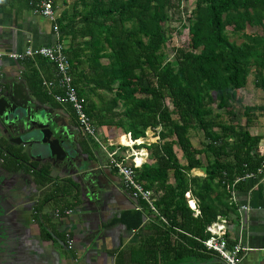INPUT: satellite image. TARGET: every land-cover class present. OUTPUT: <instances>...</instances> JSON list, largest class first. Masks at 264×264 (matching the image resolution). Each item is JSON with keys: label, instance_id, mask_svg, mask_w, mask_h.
Masks as SVG:
<instances>
[{"label": "trees", "instance_id": "1", "mask_svg": "<svg viewBox=\"0 0 264 264\" xmlns=\"http://www.w3.org/2000/svg\"><path fill=\"white\" fill-rule=\"evenodd\" d=\"M184 1L74 0L71 13L57 18L56 26L59 37L69 40L64 53L91 123L121 130L128 147L147 130L157 132L158 141L147 147L149 158L138 172L145 189L161 194L155 208L168 224L160 231L161 249L150 257L152 262L179 264L195 258L213 264V254L201 243L208 237L206 227L217 216L229 215L234 207L226 200L243 189L240 179L264 160L257 153L262 138L250 130L256 113L264 114V104L245 106L244 123L232 107L251 71L254 86L264 91V0H196L183 24L188 49H173V63L162 50L174 32L167 27L170 14L182 12ZM25 68L29 92L43 103H54L51 95L60 90L47 91L41 76L53 73L54 67L38 57L25 62ZM48 76V81L56 80ZM220 111L237 121L216 123ZM191 131L203 134L200 148L192 145ZM202 167L205 176H191ZM119 220L137 230L143 215L126 212ZM172 229L183 234L174 239Z\"/></svg>", "mask_w": 264, "mask_h": 264}, {"label": "crops", "instance_id": "2", "mask_svg": "<svg viewBox=\"0 0 264 264\" xmlns=\"http://www.w3.org/2000/svg\"><path fill=\"white\" fill-rule=\"evenodd\" d=\"M52 1L57 18L71 13L74 0ZM56 44H61L66 50L69 40L67 38L61 39L54 35L52 23L48 19L35 14L31 0H0V87L9 92V95L13 92V86L20 85L23 95L33 102L43 103L41 98H37L35 95L34 97L29 92L24 77L27 73L25 62L38 57L27 59L26 61H13L7 55L22 52L27 47L36 49L39 47H53ZM42 74L43 86V82L48 81V75H55V71L46 73V75ZM54 103L56 102L54 101ZM54 103L43 104L47 107L51 106L52 112H56L64 120H68L70 114L75 117L74 112H70L66 106L61 107ZM257 116V119L250 124V130L252 131L253 129L255 133L252 134L262 138L257 149L259 154L260 152L264 153L263 129L261 128L262 134L258 133L260 132L259 125L261 127L264 125V118H260L261 115ZM100 128L108 129L109 127ZM147 131L152 132L150 130ZM74 132V130L68 128L70 135H74ZM143 139L145 137L140 141ZM119 140L124 146H129V142L124 135H120ZM145 149L147 148L141 147L138 151L139 155H142V151L147 152L141 158L143 161L142 165L149 158L147 156L149 149ZM126 150L125 148L124 153L119 151V154L123 157L128 156L129 154ZM130 160H128L127 164L131 163ZM91 170L96 175L99 173V178L93 180L95 185H91L94 191L92 197L85 199L84 190H82L81 196L77 197L76 203H72L71 200L67 199V188H62V191L58 190L61 195L66 196V199L59 202V208L57 207V209L64 210L68 207V210H72L71 216L65 217L60 222H55L52 219L51 191L43 193L47 201L42 210L46 241L42 240L41 245L35 242L39 237V225L34 223L30 226L31 240L27 244L33 251L35 250L33 252V256L36 259L35 264H143V262L145 263V258H149V264H161L158 263V260L156 263L152 262L153 258L150 257H153L154 252L157 253L156 250L158 248L159 250L161 249V245H159V241L162 238L160 231L164 225L168 226L167 221L158 212L155 213L149 210L145 203L135 200L125 191L121 177L115 170L109 167L106 168V166L97 164L94 161H92L90 166ZM244 184L243 189L234 190L230 199L226 200L227 203H232L234 207L229 215L226 216L228 237L230 243L240 242L243 247L248 249L240 264H264V176L245 180ZM160 196L161 194L155 195L154 203L157 202ZM192 197L194 199L191 198V201L198 204L197 198ZM242 206L248 209L241 211L240 208ZM49 207L51 214L48 213L47 208ZM46 209L47 213H45ZM131 211H139L143 215L142 226L137 230L127 229L119 220L122 214ZM57 228L64 230L62 231L64 232L63 241H59L55 235ZM26 230L28 231V227ZM172 230L174 239H176V234H183L177 229ZM66 235H69L73 241V249L70 251L64 246ZM211 257L213 264H221L215 255H211ZM179 264H204V262L200 259L186 258Z\"/></svg>", "mask_w": 264, "mask_h": 264}, {"label": "flooded vegetation", "instance_id": "3", "mask_svg": "<svg viewBox=\"0 0 264 264\" xmlns=\"http://www.w3.org/2000/svg\"><path fill=\"white\" fill-rule=\"evenodd\" d=\"M2 89L0 94V264H35L36 259L33 256L35 250L33 251L27 244L31 240L30 226L34 223L39 225V237L35 242L41 245L46 241L42 210L47 201L43 193L45 191L52 193L53 221L64 220L65 210H58L57 207L66 196L61 195L58 190L67 188V199L72 203H76L82 190H84V198H90V194L94 192L91 185H95L93 180L99 178V173L96 175L92 170L89 174L86 173L90 170L92 161L110 168L107 160L109 148L108 145L103 144L101 147L96 146L91 138L85 136L73 115L70 114L68 120H64L56 112H52L51 106L33 102L23 94L9 95V92ZM36 118L46 120L48 127L47 122H34ZM68 128L75 131L74 135L68 133ZM47 129L53 132L52 138L57 139L58 142L68 144L65 139L72 140L70 147L64 146L69 148L66 153L57 151L59 152L57 159H48L42 148L36 151L29 149L30 141L37 140L40 132L45 137L49 135ZM20 142L26 143L27 146L18 145ZM86 148L89 153H85ZM40 152H42L41 156L38 155ZM56 211L60 212L57 217H55ZM62 231H64L62 228H57L55 231L59 241H63Z\"/></svg>", "mask_w": 264, "mask_h": 264}, {"label": "built area", "instance_id": "4", "mask_svg": "<svg viewBox=\"0 0 264 264\" xmlns=\"http://www.w3.org/2000/svg\"><path fill=\"white\" fill-rule=\"evenodd\" d=\"M31 2L34 6L35 14L48 19L52 23V31L54 35L59 37V32L56 26L57 17L53 8L52 0H31ZM64 50L65 49L61 44H56L53 47H39L36 49L27 47L24 51L8 54L7 57L13 61H26L27 59H34L36 57L48 61L54 67L56 80L54 82L44 81L43 86L49 92L55 87L60 90V94L51 95L53 100L60 106H70L75 114L82 133L91 138L93 142L101 147L102 143L97 137V132L89 117L84 112L86 102L84 98H79L73 86V78L70 75V64L65 56ZM2 90L3 89L0 87V94ZM109 146L111 148L115 147L111 143H109ZM137 154L132 153L123 157L119 154V150L116 147V149L111 150V152L108 151V165L121 177L125 191H127L135 200L145 203L149 210L157 213L154 203V192L145 189V187L138 181V172L141 164L136 163ZM259 156L264 159V153L260 152ZM128 160H130L132 164H127ZM258 176H264V160L255 172L246 173L240 181H245ZM191 198H193L192 195ZM247 209L248 208L245 206L240 208L241 211H246ZM59 213L60 212L56 211L55 217L59 216ZM63 214L65 217H69L71 211L65 210ZM198 214L199 211L196 209L194 216L196 217ZM206 232L208 233V237L201 241V243L207 252L215 255L221 264H240L248 249L243 247L240 242L230 243L226 216H217L216 220L206 227ZM64 246L68 251L73 249V241L69 235H66Z\"/></svg>", "mask_w": 264, "mask_h": 264}, {"label": "rangeland", "instance_id": "5", "mask_svg": "<svg viewBox=\"0 0 264 264\" xmlns=\"http://www.w3.org/2000/svg\"><path fill=\"white\" fill-rule=\"evenodd\" d=\"M195 1L196 0L184 1L182 3V8H181L182 12L170 14V21L168 22L167 27L170 29H174V32L170 33V38L162 50L163 53L166 54L167 60L170 62L174 63L173 49H178V48L185 49V50L188 49V46H187L188 30L185 27H183V24H184V20L187 17V15H189L190 12H192V10L194 9ZM231 40H235L237 43H240V40H237L236 38H232ZM254 84H255L254 72L251 71L247 77V83H246L245 88L241 90L240 92H238L237 100L232 105L233 112L237 114V118H238V121H240V123H244V116L242 113H243V109L245 106H261L264 104V91L261 89H257L254 86ZM92 98L95 102H98L97 98L95 97H92ZM256 115H261L260 118H264V114L262 113H256ZM214 118L216 119V123H219V124H231L237 121V119L232 120L230 116L224 113V111L217 112ZM93 126L97 132V137L100 140V142L104 146L108 145L109 152H111V147L109 146V143L117 147L119 151L123 153L125 152V146L121 143L120 140L118 141L119 136L123 135V132L121 130L116 129V128H110V127L109 128L107 127L108 129H102L98 126H95V125ZM258 128L260 129V132L258 133L262 134V132L264 131V125L262 127L259 125ZM261 128L263 129L262 132H261ZM251 133H255V131H253L252 129ZM190 138H191L192 145L196 148H200L201 145L205 144L203 134L200 131H191ZM157 141H158L157 132L147 131L145 133V139H143L142 141H138V143L141 144L140 142H142V145L144 144L145 147L147 148L149 145L155 144ZM115 147L113 148V150L115 149ZM126 149H127L126 151L128 154L130 153L137 154V152L141 149V146L139 147V145L138 146L136 145V147L133 146L132 148L126 147ZM174 150H175L176 157L179 160V162L181 164H184L185 162L182 159L181 152L177 149V147H175ZM146 153L147 152L142 151V154H143L142 157H144ZM147 156L149 157V154ZM200 159L202 160L204 164H207L206 156L202 155L200 156ZM191 176L202 177L203 174L202 172L197 170V171H192ZM51 208L53 209V207ZM47 209H48V213L51 214V211H49L50 207ZM47 209L45 210V213H47Z\"/></svg>", "mask_w": 264, "mask_h": 264}, {"label": "water", "instance_id": "6", "mask_svg": "<svg viewBox=\"0 0 264 264\" xmlns=\"http://www.w3.org/2000/svg\"><path fill=\"white\" fill-rule=\"evenodd\" d=\"M12 94H13V96L16 95V94H23V92L21 90V86L20 85L13 86ZM36 121H40L41 123L42 122H47L46 120H42L41 118L34 119V122H36ZM47 127H48V122H47ZM47 132H49V135L47 137H45L43 135V133L40 132L39 133V138H37V140H35V139L31 140L30 141L31 143L29 144V149L30 150L33 149V151H36V150L42 148L44 153L47 155L48 159H57V157L59 155V152H57V151H60L61 153H66L69 148H64V146L70 147L69 144H72V140L71 139H65V142H69L68 144L64 143V142H58L57 139L52 138L53 137V132L51 130L47 129ZM18 145L23 146V147L27 146L26 143L22 144V142L18 143ZM38 155L41 156L42 152H40V154H38ZM56 161H58V160H56ZM89 171L90 170L87 171L86 175L89 174ZM199 171L202 172L203 175H205L206 168L202 167V168L199 169ZM84 181L85 180L83 178V182ZM93 195L94 194L92 192L90 194V197H92ZM53 238H55V237L53 236Z\"/></svg>", "mask_w": 264, "mask_h": 264}, {"label": "clouds", "instance_id": "7", "mask_svg": "<svg viewBox=\"0 0 264 264\" xmlns=\"http://www.w3.org/2000/svg\"><path fill=\"white\" fill-rule=\"evenodd\" d=\"M125 136V135H124ZM126 137V136H125ZM142 138H140V139H138V140H136V141H132V147L133 146H135L136 147V145L138 146L139 145V147L141 146V147H143V146H145L144 144L142 145V142H140L141 144H139L138 143V141H140ZM130 140V139H129ZM97 146H99L98 144H97ZM150 146V145H149ZM132 147H130V148H132ZM125 148H126V146H125ZM115 149H116V147H115ZM111 150H113V148H111ZM108 160V159H107ZM131 162V161H130ZM142 163H143V161L140 163L141 164V166H142ZM130 164V163H129ZM131 164H132V162H131ZM141 166H140V168H141Z\"/></svg>", "mask_w": 264, "mask_h": 264}, {"label": "bare ground", "instance_id": "8", "mask_svg": "<svg viewBox=\"0 0 264 264\" xmlns=\"http://www.w3.org/2000/svg\"><path fill=\"white\" fill-rule=\"evenodd\" d=\"M140 156H141V158H142L143 154H142V155H140Z\"/></svg>", "mask_w": 264, "mask_h": 264}]
</instances>
